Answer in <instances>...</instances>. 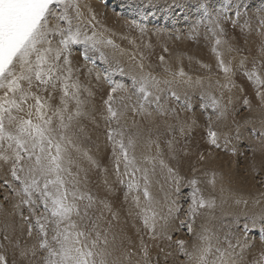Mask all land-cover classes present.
<instances>
[{"label": "snow or ice", "instance_id": "snow-or-ice-1", "mask_svg": "<svg viewBox=\"0 0 264 264\" xmlns=\"http://www.w3.org/2000/svg\"><path fill=\"white\" fill-rule=\"evenodd\" d=\"M142 6L138 5L137 10ZM194 7L199 9L201 19L194 23L192 31L201 23L212 26L207 29L215 37L211 51L218 70L224 74L223 83L220 79L213 82L211 76L193 79L183 69L173 71L166 66L164 55L159 56V61L167 75L163 78L154 75L153 65L146 63L151 53L145 54L139 47L138 55L128 57L127 67L121 66L116 53L124 55L125 50L105 35L108 29L84 0H0V166L11 177L4 183L17 199L13 207L19 210L22 205L27 206L29 212L28 215L21 212L22 224L26 226L22 231L27 235L24 245L21 246L19 238L13 241L7 229L2 241L12 244L22 259L31 257L29 264H122L114 257V245L109 240L112 221L118 215L106 200H98L87 189V171L78 162L84 158L92 167H99L89 150L81 146L87 134L80 121L91 118L95 123L96 114L104 121L105 138L112 148L115 183L126 188L124 198L131 201L129 215L140 220L151 240L168 241L171 251L166 259L172 257L173 264H245V252L252 248L245 237L248 223L244 224L241 234L218 233L207 224H201L200 230L195 231L196 220L204 215L203 210L216 206L214 197L211 194L206 197L200 186L198 166L202 167L206 160L204 153H199L190 163V174L184 175L171 141L168 142L169 159L176 161L175 164L163 158L159 144L155 146V155H149L152 141L137 155L141 147L139 131L130 130L136 128L135 121L131 126L126 122L128 113L151 116L150 105H155L158 115H165L167 110L160 103L161 93L180 101L179 90H183L182 106L185 111H191L189 90H198V104L204 110L201 116L206 121L203 125L206 143L220 148L219 128L233 106V97H225L224 93L238 87L233 77L240 70L264 106V73L256 70L255 61L252 69H247V57H244L233 68L220 50L227 46L228 52L241 51L222 38L224 23L230 19L224 16V8L230 5L217 8L208 0H199ZM235 17L230 19L234 27H255L264 36V7L258 13L237 10ZM130 23L140 29L141 35L146 33L147 29L135 21ZM109 47L114 50L111 55L104 50ZM151 47L150 43L143 45V49ZM74 48L80 58L91 60L89 53H92L107 65L102 71L95 70V85L91 83L94 69L81 72V67L86 65L79 64ZM168 51L167 47L163 48L164 53ZM261 53L264 55V44ZM84 75L89 78L87 84L81 81ZM115 75L124 79H115ZM94 88L100 90L99 108L93 104ZM217 91L219 95L215 94ZM239 91L243 92L244 88L240 87ZM243 104L250 106L247 97L243 98ZM194 126H198L195 118L191 123L181 122V134ZM252 133L256 134L255 128ZM259 136L264 140V127ZM227 142L225 134L224 143ZM157 176L164 182L161 191L164 185L171 190L165 192L163 200L152 192L153 183H160ZM207 183L214 189L215 174ZM185 186L191 189L186 209L173 198V193L178 195ZM108 190L112 191L111 187ZM8 199L4 196V200ZM236 203L247 204V201L238 199ZM97 204L102 206L100 215L93 214ZM104 210L110 219H105ZM181 213L183 219H180ZM248 219L255 226L256 217ZM176 220L179 227L186 226L189 235L194 233L192 241L173 239L176 228L172 224ZM261 240L264 241V235ZM0 248H4L2 242ZM138 251L141 257L136 264H151L143 237ZM176 256L183 259L176 261ZM124 258L130 261L131 254L124 253ZM0 264H8L6 252H0ZM251 264H264V249Z\"/></svg>", "mask_w": 264, "mask_h": 264}, {"label": "rangeland", "instance_id": "rangeland-1", "mask_svg": "<svg viewBox=\"0 0 264 264\" xmlns=\"http://www.w3.org/2000/svg\"><path fill=\"white\" fill-rule=\"evenodd\" d=\"M94 2H96L97 4H101L102 9L106 8L105 10H110V11L112 10L111 12L114 11V13L121 15V17L124 16L126 18V22H128L129 24H130V21H127V19L131 21H135V22L138 21L137 23H135L138 25L142 23L143 26L149 27L151 25L153 26V28H155L156 25H158L157 27H159L161 25L160 23L164 22L163 19L161 20L159 18H156L154 15L151 16V14L147 15L146 13H144V6H142L141 8L139 7L137 10L138 5L147 4V3H144L143 0L142 1L141 0L139 1L138 0H123V1L122 0H95ZM198 2H199L198 0L197 2L196 0H194V2H192L191 0H172V2L170 1V5L172 3V9H173V12L171 11L172 12V23H170L172 24V27H170L172 30L168 28V26L164 27V29L166 30L168 29L169 31L170 30L172 31V32L170 31L171 33L169 32L170 36H172L173 38H177L178 37L177 35L180 34L181 36L182 34L184 38L188 36L187 39L191 41L192 38L190 37L191 36L193 37V34H189L190 31L188 32L189 25L191 24V22L188 24L187 22L190 20H193V22L196 23L197 21L201 19L200 15L198 14L199 9L194 7V5H196ZM208 2L215 4L217 8H220L223 5H230V7L224 8V16L230 19L236 18L235 12L237 10L244 11L245 9H247L249 13H253V12L258 13V10L261 7H264V0H208ZM184 9L187 13L188 12L190 13V15H186L183 18L186 20V23H182V22L177 23V21H179V18L182 17L180 11L181 10L184 11ZM124 14H126V16ZM152 18H153L152 22L149 23V19H152ZM230 19L226 20L225 24L231 23ZM244 19H248V16H245ZM240 23L243 24V20H241ZM147 24L149 25L147 26ZM185 24L187 25L188 28L186 27ZM224 27H225L226 35L227 33L229 34V31L230 32L234 31L235 35L237 34L236 35L237 43L235 47L241 50L239 52H235V51L225 52L223 54L225 61L230 62V66L235 68V66L239 63L240 59L247 57V60L245 63V67L247 69H252L253 62L255 61L256 70L258 72L264 73V55H262L261 53V45L264 44V36H261L260 34H258V32L255 30V27H253L250 29V32H249V38L253 40V42H251L245 38L240 37L239 31H242V29L239 26L234 27L231 24H226V26ZM132 28L133 26L130 27V29ZM136 28L137 27H135L134 29ZM200 28L202 29L201 30V33H202L204 29L207 30L209 26L208 24L203 23L200 25ZM229 28H231L232 30ZM105 35L109 36V32H106ZM109 37L111 39L113 38L111 35ZM214 39L211 42L210 51L212 49ZM191 44L192 43H189V45ZM77 47L81 48L80 51L83 50L82 47H79V46ZM75 53L77 54V48H76ZM211 53L213 54L212 51ZM76 56L79 57L78 55ZM89 56L92 57L91 60H93L92 61L93 63L91 62V60H84L80 57L79 59L81 61L89 63L91 66L95 67L98 70H101V66H103L102 69L107 68L106 64H103V62L98 60L99 59L98 55L93 56L92 53H89ZM213 57H215L214 54H213ZM214 62H215L214 64H211L208 67L204 66L205 68L203 66H202L203 68L200 66H199L200 68L198 67L193 68L190 65L183 66L181 68L187 74V76H190L193 79H196L197 77L211 76L213 82H215L216 79H220L221 82L223 83L224 74L218 70L216 61ZM79 64L83 65L80 61H79ZM98 64L100 65V68ZM196 65L198 66V64ZM181 68L179 65H176V66L172 65L173 71L180 70ZM206 68L208 69L206 70ZM81 69H82L81 72L85 73L86 68L81 67ZM200 69H204L206 71L201 72ZM151 70L154 75H157L161 78L167 75V73L164 72V66H162L161 64H158L155 67V69H151ZM83 78H81L82 83L87 84L89 82L87 79V75H84ZM114 78L124 79L123 77H120L119 75L118 76L115 75ZM233 80L235 81L238 87L233 89L231 93H229L227 90H225V93H224L225 97H227L228 95H231L233 97V106L231 108V111L229 112L227 120L222 122L219 128V131L221 133V139L219 141L221 144L220 148H215L214 146L208 145L206 143V139H205L206 133L203 127L206 121L201 116V113L204 110L199 107L198 102L200 100V97L198 93L193 92L192 94H190V103L192 105L191 111H185L184 107L182 106L183 101H184L183 93H180L182 94L180 101L175 100L170 95L161 93L163 94L164 99H161L160 103L164 105L165 109L167 108L166 109L167 112L165 115H156L157 117L161 118L160 120H163L165 122L163 124H159L158 127L151 129L152 137H153V132L158 131L157 133H155L157 134V137L155 138L153 137L154 143L151 146V149H152L151 153L152 155H155V151H156L155 146L156 144H159L160 151L162 153L163 158L166 161H169L167 158V155L168 156L171 155L169 151V147H168L169 141L173 143V148L175 149V154L178 160L180 158L185 157L184 155L185 152L191 155V159H192L191 162L197 159L199 153L201 152L204 153L206 157V160L203 163L204 165H202V167L198 166L201 168L200 173H199V179L201 180L200 186L203 190V194L206 197L209 196V194H211V196L214 197L216 206L212 209L203 210L204 215L198 217L196 220L195 231L200 230L201 224H207L209 228L217 232L218 230H221L220 231L221 233H223L224 231H229L232 233L241 234L244 232V224L248 223L249 227L245 233V237L251 245L253 243L252 248H251L253 249L254 247H256L257 242L258 244H261L263 242L261 240V236L264 235V140H262L261 137L259 136V131L261 130L260 128L264 127V123L260 122V120L262 119L264 120V106H262L259 100L255 97L254 89L251 83L247 80V78L243 76L242 70L237 71L236 75L233 77ZM95 84L96 82L94 83V85ZM240 87L244 88L243 92L239 91ZM93 90L96 92V95L93 98V104H95L97 108H99L100 90L97 88H94ZM179 91L183 92V90H179ZM244 97H247L249 99L250 106H245L243 104ZM150 107H152V109L155 108L154 105H151ZM173 110L175 111L173 112ZM208 111L210 112V109ZM97 118L98 120H95V123L90 121L89 118H82L80 121V124L82 127L83 126L86 127L87 124L90 125V126L88 125V127L86 128L84 127L85 130L89 128L91 131V128H90L91 124L96 125L97 142H96V146L94 150L95 151L98 150V151L94 155V158L97 161L99 167L91 166L90 172L88 173L89 177L87 178V180L91 179V181L89 185H87V189L98 200L100 199L106 200L111 205L112 211L116 212L118 215V219L112 221V224H113L112 235L109 236V240L112 241L114 245L113 250L116 251L118 254L126 253V249L134 242V249L132 250L131 259L134 262H137L138 260H140V257H141V253L138 251L140 247L139 237L140 238L143 237V239L145 238L144 239L145 243L147 242L148 246L151 247V249H152V246H154L153 247L154 249L150 250L151 252H149L150 259L153 258L151 260V264H168L169 258L166 259V256H167V253L171 251V249L167 248L168 241L165 239H157L153 241L149 238L148 235L145 234V230L143 229L142 223L140 222V220L137 219V217H135L134 215L130 216L126 214V204H128L124 198V191H126L124 189L126 188L115 183V177L110 178L106 176L107 166L109 162L112 161V148L105 138L106 128H105L104 121L100 118L98 114L95 115V119ZM130 118H133V117L130 116ZM136 118L138 120V115H136ZM192 118L196 119L198 126L192 127L190 131L186 128L184 134L182 135L180 131V123L185 122V121H187L188 123H191ZM169 120L171 122V124L169 125L172 126L171 132H169L168 127H167V122ZM152 122L153 123L156 122L155 117H153ZM97 125H99V127H97ZM253 128L256 129V134L252 133ZM88 131L89 130L85 131L87 132L86 136H88V137L85 136L86 139L90 137V135L88 134L89 133ZM225 134L227 135V140H228L227 144L224 143ZM103 138L105 140H102ZM86 146L87 145H85V147ZM209 153H211V156H209ZM207 158H210V159H207ZM211 158L212 159L214 158L213 162ZM221 159L222 160L225 159L226 165L232 166L231 167L232 169L227 168L228 166H224L223 163H221ZM215 160H216V163H214ZM179 167L181 168L180 160H179ZM102 169H104L105 172H101ZM180 171L181 173L183 172L182 170ZM205 172H207V175H204ZM189 173H190V170H188V172L187 170L184 171V175H189ZM213 174H215L216 179L222 184V187L219 189L218 188L208 189L206 188L207 186H205L204 182L206 181V178L209 176L212 178ZM249 175H250V178H249ZM156 178H159V176H157ZM5 179H8L10 181L11 177L7 174L5 167L0 166V203H1L0 206L4 205V203L7 202L6 200H4V196H9V194L11 193V189H9L8 186L4 183ZM238 179H239V182H238ZM242 179H244L243 180L244 182L247 179L245 183L246 186H243V184H240L241 182H243ZM105 180L108 181V184H105ZM109 187H111L112 191L108 190ZM190 191L191 189L185 186L181 188L180 193L178 195L173 194V198L178 201L179 205L182 208H185V209L187 208L186 201L189 198ZM8 192L9 194L6 195ZM238 199L241 201H247V204L255 200L256 202L261 203L262 206L257 205L255 210H252L250 213H248L245 209H243V206H242V205H247V204L240 203L238 205L236 203ZM225 206L226 208L223 209ZM101 207H102L101 205L97 204V207L93 210V214L100 215ZM17 211L18 213H20L17 223H20V225H22L23 228H26V226L22 224L21 212H23L24 215H28L29 212H28L27 206L22 205L21 208ZM226 211L227 212L229 211L228 212L229 214ZM104 216L106 220L110 219V215L107 212V210H104ZM248 216L256 217L255 226L252 225V221L248 219ZM180 219H183V213L180 214ZM33 223H35L34 220H33ZM137 224H139V227H136ZM178 225H179L178 220H176L172 224V227L176 228V231L172 233L173 239L174 240L175 239H185V240L191 241L194 237V233L192 235H189L187 233L186 226L181 228ZM135 227L137 231H133ZM140 227L143 230H141ZM214 227L217 230L214 229ZM113 236L115 237L114 239H113ZM221 238L223 239L222 235H221ZM151 241L153 242L152 245H151L152 243ZM161 248L164 249L163 252L160 251ZM255 250L256 249L253 250L254 252L252 250L245 252L246 256L247 254L249 255L247 256L248 259L244 257L245 262L248 261L249 263L250 261V264H251L253 259L257 258L258 255H254V253L257 251ZM16 255L19 256V253L17 252ZM175 259L179 261L183 259V257L176 256ZM9 262L10 261L8 259V264H11ZM248 263H245V264H248Z\"/></svg>", "mask_w": 264, "mask_h": 264}, {"label": "bare ground", "instance_id": "bare-ground-1", "mask_svg": "<svg viewBox=\"0 0 264 264\" xmlns=\"http://www.w3.org/2000/svg\"><path fill=\"white\" fill-rule=\"evenodd\" d=\"M94 1L95 0H84V2L88 3L91 6V8L95 11V13L97 15V19L103 24L104 28L108 29L109 36L111 35L113 37L112 40L114 41V43L116 45H118L120 49H124L125 50V54L124 55H120L118 52L116 53L117 59H119L120 62H121V66L127 67V65L130 63L129 60H128V57L131 56V55H138V47H139L140 50L145 51V54H147L149 52L151 53V55L148 56V59L146 60V63L153 65V68L152 69H155V67L158 64H160V61H159V56L160 55H164L165 56L166 66L170 67L171 69H172V65H175V66L176 65H179L180 68L183 67V66H187V65H190L193 68H195V67L200 68L202 66L203 67L204 66H207L208 67L209 65L215 63L214 61H216V60H215V57H213V54L214 53L212 54L211 51H210L211 42H212V40L215 37L213 36L212 32H210L208 30H205V29L201 33V30L202 29L200 28V25L203 24V23H201L199 25V27L197 28V30L195 32H193L192 31V28H193V25H194L193 20H190V21L187 22V24L191 22V24L189 25V29H188V32L190 31L189 34H193V37L192 36L190 37V38H192L191 41L187 39L188 36H186V38H184L182 36V34H181V36H180V34L177 35L179 37V39L173 38L172 36H170L169 32L172 30L170 28V27H172V24H170V23H172V12H173L172 3L170 5V1L172 2V0H152V3L151 4L148 3V0H143L144 3H147L146 5H143L142 4L144 6V13H146L147 15H150L151 14V16L154 15L156 18H159L161 20L162 19L164 20V22H161L160 23L161 25L159 27H157L158 25H156L155 28H153V26H151V25H150L151 28H150V26L149 27L143 26L142 23H141L140 25H142V27H144V28L146 27L145 29H147V31H146V33L144 35H141L139 28L134 29L135 26H133L131 23L130 24L133 26V28L130 29V27H132V26L128 22H126V18L124 16L121 17V15H118V14L114 13V11L111 12L112 10L111 11L110 10H105L106 8L102 9L101 4H97ZM191 1L194 2V0H191ZM196 2H197V0H196ZM99 3H101V2H99ZM184 3H185V1H184ZM180 7H178V8H180ZM189 7H190V5H189ZM180 12H181V16L182 17L179 18V21H177V23H180V22L186 23V20L183 19V18L186 15H190V13L189 12L187 13L185 11V9H184V11L181 10ZM146 14H144V15H146ZM124 15L126 16V14H124ZM152 20H153V18L152 19H149V23L152 22ZM127 21H130L131 22V20H128V19H127ZM137 22H135V23H137ZM205 24H207V23H205ZM226 24H231V23H226ZM226 24L224 23V26H226ZM148 25L149 24H147V26ZM166 26H168V28H170L171 30L169 31L168 29L167 30L164 29V27H166ZM208 26H209V28L212 27L210 24H208ZM186 27H187V25H186ZM231 28H229V29H231ZM239 32H240L239 35H240L241 38H245L248 41L253 42V40L251 38H249L250 28L245 27V28L242 29V31H239ZM236 35H235L234 31H232V32L229 31V34L228 33H227V35L224 34V36L222 38L225 39V40H227L229 42V44L235 46L236 43H237ZM123 37H127V39H124ZM129 41H134V44H130ZM149 43L152 45V47L150 49H143V45L144 44H149ZM189 43H192V44L189 45ZM164 47H167L168 48L169 51L167 53H164L163 52V48ZM80 50H81V48H79V51ZM104 50L107 53H109V55H111L113 53V51H114L111 47L106 48ZM220 50H221L222 54H224L225 52H227V46L222 47ZM75 51H76V48H74V56L77 55L75 53ZM77 60L80 61L83 65H86V67H85L86 68L85 69V73L87 71V68H93L94 69L93 76H92V79H91V83L94 85V83L96 82L95 79H94V77H95V70H97V69L95 67L91 66L89 63H86L84 61H81L79 59V57H77ZM98 60H100V59H98ZM92 61L93 60H91V62ZM196 64H198V66ZM98 66L100 68V65L99 64H98ZM105 67H106V65H105ZM102 68H103V66H101V70H104ZM207 69L208 68H206V70ZM206 70L200 69L201 72H205ZM83 77H81V78H83ZM87 79L89 81V78L88 77H87ZM205 85L207 86V80L205 82ZM189 92H190V94H192L193 92H196V93L199 94V91L198 90L197 91L189 90ZM180 93H183V92H180ZM163 94H161L162 99H164L163 98L164 97ZM215 94L216 95H219L220 93L219 92H216ZM99 105H100V103H99ZM150 106L148 107V111H151L152 112V115L151 116L138 115V120H137L136 115L134 116L132 113H128V117H127V121H126V122H128V125L131 126L134 121L136 123V128H131L130 130L131 131H137V130L139 131V137H140L139 138V143H140V146L141 147L139 148V150L137 152V155H139L141 151H145V149H144L143 146L148 141H152L153 142V137L154 138L157 137V134H155V133H157L158 131L153 132V137H152L151 136L152 135L151 129L152 128H156V127H158L159 124H163L165 122L163 120H160L161 119L160 117H157L156 116L158 114L156 113V111L153 110L155 108L152 109V107H150ZM150 108H151V110H150ZM130 116L133 117V118H130ZM153 117L156 118V122L155 123L152 122ZM89 119H90V121H92L91 118H89ZM95 120H98V118L95 119ZM262 120H260V122L264 123V120L263 121ZM169 124H171L170 120L167 122V127H168L169 132H171L172 131V126L169 127L170 126ZM88 125L89 124H87L86 127H88ZM84 127L85 126H83V128ZM90 128H91V131H90L89 128L86 129V130H89L88 131L89 132L88 134L90 135V137L88 139H86V137H88V136L83 137L82 138V145L81 146H82V148H85L87 150H89L90 147H91V149L89 151V154L95 160L94 155L98 151V150L97 151L94 150V148L96 146V142H97V139H96V136H97L96 135V125L95 124L94 125L91 124V127ZM102 140H105V139L103 138ZM171 140H172V138H171ZM153 143H152V145H153ZM85 145H87V146L85 147ZM177 153H178V151H177ZM148 154L149 155H152L151 152H149ZM167 158H168V160H169L170 163H172V164H175L176 163V161H170V159H169L170 156L167 155ZM207 159H210V158H207ZM179 160L181 161V168H180V170L183 171L182 174H184V171L185 170H187V172H188V170H190L189 169V165H190L191 160H192L191 159V155H187L184 158H180ZM213 160H214V158L212 159V162H213ZM78 162H79L80 166L87 171V178H88L89 177L88 173L90 172V168H91V165L89 164L88 160L87 159H84V158H80ZM214 163H216V160H215ZM221 163H223L224 166H228L227 168H229V169L232 167V166L226 165V160L225 159L224 160L221 159ZM73 170L75 171V169H73ZM224 170H225V168H224ZM231 171H233V170H231ZM101 172H105V170L104 171H101ZM83 174L84 173H81V175H83ZM106 176H108L110 178H114L115 177L114 174H113L112 161L109 162V164L107 166ZM209 177L206 178V181L204 183H205V186H207L206 188L213 189V187L207 183L208 180H210V179L213 178V177L212 178L211 177L209 178ZM249 178H250V175H249ZM157 179H159V178H157ZM243 180L244 179H242V181ZM90 181H91V179H88L87 180V185H89ZM246 181H247V179H246ZM246 181L245 182L243 181L240 184H243V186H246V184H245ZM238 182H239V179H238ZM163 184H164L163 180L160 179V183L159 184L153 183V186H152V192H153V194L158 199H161V200H163L164 195H165V192H170L171 191L170 189H168L167 185H164V191H161V185H163ZM221 187H222V184L215 177V187L214 188H218L219 189ZM124 190H126V189H124ZM8 194H9V192L6 195H8ZM8 197H9V199L7 200V202L4 203V205L0 206V242H2L4 244V248H0V252H6L7 258L10 261L9 263H11V264H14V261H15V264H29V260L31 259V257H29L28 259H22L20 256H17L16 255V253L18 252V250L14 251L12 244H10L7 241H2V237L5 234V230L6 229H7V234L12 238L13 241H15L16 238H19L20 239L21 246H23L24 243H25V241L27 240V235L25 234L26 231H22V229H24V228L22 227V225H20V223H17V220H18V217H19V214L20 213H18V211L13 207V205L15 204V202H16L17 199L15 200V198L12 195V192L9 194ZM127 203L128 204H126V214L129 215V209L131 207V201H130V199L127 201ZM0 205H1V203H0ZM257 205L262 206L261 203H258V202H256L254 200V201L250 202L249 204L242 205V206H243V209H245L248 213H250L252 210H255L256 209V206ZM225 208H226V206L223 209H225ZM136 227H139V224H137ZM136 227L133 229V231H137L136 230ZM214 229H216V228L214 227ZM141 230H143V229L141 228ZM220 231L221 230H218V232H220ZM138 235H139V233H138ZM140 239L141 238L139 237V240ZM30 243L31 242L29 241V244ZM152 244H153V242L151 243V245ZM147 245H148V243H147ZM252 245H253V243H252ZM153 247L154 246H152V249H154ZM133 249H134V242H133V244H131L126 249V253L132 254V250ZM148 249H149V252H151L150 251V250H152L151 247L148 246ZM254 249L257 250V251L255 250L256 252L254 253V255H259L261 249H264V241L261 244H258V242H257L256 247H254L251 250L253 251ZM168 251H169V249H168ZM113 255H114L115 258L121 260L122 261V264H136V262H134L132 259L130 261L128 259H125L124 258V253L118 254L116 251L113 250ZM247 256H249V255L247 254ZM247 256L245 255L244 257H246V259H248ZM157 258H158V256H157ZM161 258H162V256H161ZM168 258H169L168 264H173V258L172 257H168ZM152 259H150V260H152ZM176 261H178V260L176 259ZM245 263H248V261L245 262ZM248 264H250V261H249Z\"/></svg>", "mask_w": 264, "mask_h": 264}]
</instances>
